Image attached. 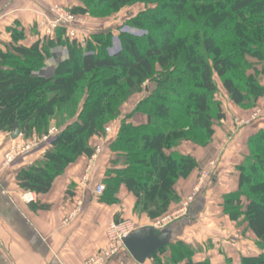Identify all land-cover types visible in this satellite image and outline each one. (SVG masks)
Instances as JSON below:
<instances>
[{
	"label": "trees",
	"instance_id": "obj_1",
	"mask_svg": "<svg viewBox=\"0 0 264 264\" xmlns=\"http://www.w3.org/2000/svg\"><path fill=\"white\" fill-rule=\"evenodd\" d=\"M78 1L81 6L69 9L75 16L114 14L142 3L144 10L125 24L143 34H119L114 49L111 31L93 33L82 48L63 29L30 46L19 44L22 30H9L11 42L5 52L0 50V131L18 129L24 140L39 139L57 112L64 115L50 148L17 173V184L24 192L47 194L68 166L93 155L90 139L104 136L105 125L120 117L130 94L143 91L141 85L149 82L145 98L121 120L109 144L117 157L113 164L120 160L123 168L106 172L100 201L116 204L123 186L136 198L137 209L159 218L176 200V181L197 167L178 146L183 141L206 146L214 125L224 118L216 80L239 107L264 94L257 79L264 73V0ZM56 46L66 47L67 58L52 77L36 75ZM135 113L147 122L136 127L127 123ZM247 149L237 167L238 190L224 196L222 206L231 221L247 223L263 251L242 258L241 264H264V130L248 139ZM153 206L161 208L157 212ZM164 253L169 256L162 262L158 256ZM194 253L193 247L176 242L152 259L155 264H209L194 263Z\"/></svg>",
	"mask_w": 264,
	"mask_h": 264
},
{
	"label": "crops",
	"instance_id": "obj_2",
	"mask_svg": "<svg viewBox=\"0 0 264 264\" xmlns=\"http://www.w3.org/2000/svg\"><path fill=\"white\" fill-rule=\"evenodd\" d=\"M53 6L69 10L81 4L78 0H0V50L10 44L9 30L14 28L24 33V40L19 42L21 45L44 41L38 34L37 22ZM91 20L84 18L78 27L83 31L90 30ZM65 58V51L60 46L51 48L45 67L36 75L52 77L57 63ZM218 92L224 118L215 124L212 143L204 149L193 145L177 148L180 154L190 155L198 163L189 178L179 182L178 195L190 192L199 169L209 173L210 182H204L205 189L191 205L187 216L175 220L165 229L170 233V243L183 242L195 249L194 263L241 264L242 258L255 257L263 251L257 247L252 232L245 226L237 227L224 214L223 197L238 190L237 167L248 155V139L264 130V123L255 122L234 131V120L242 117L244 112L228 99L220 86ZM139 101L129 100L121 108L111 136L90 139L91 147L101 148L94 160L91 157L77 159L53 181L50 191L44 195L22 191L16 175L42 158L47 149L45 144L39 143L29 155L5 165V154L21 142V137L12 140L11 134L0 131V264H83L105 246L106 231L111 222L134 218L135 200L125 187L119 188L118 202L112 205L102 203L95 191L103 184L109 169L123 168L121 161L113 164L117 157L108 147L118 132L120 121L133 113ZM126 121L136 127L144 125L147 118L135 113ZM50 122L53 125L55 119ZM168 256L164 253L158 258L163 262ZM108 264L137 263L123 248ZM144 264H155V260H146Z\"/></svg>",
	"mask_w": 264,
	"mask_h": 264
},
{
	"label": "rangeland",
	"instance_id": "obj_3",
	"mask_svg": "<svg viewBox=\"0 0 264 264\" xmlns=\"http://www.w3.org/2000/svg\"><path fill=\"white\" fill-rule=\"evenodd\" d=\"M144 8H145V6L142 3L137 2V3L132 4V6L125 7V8L119 10L117 13H114V14H104V15L101 14V15H97V16L96 15L93 16V15L87 14V15H84V16H75V19L77 20V23L72 26V30L74 31V33L76 35V38H71V39L74 40V41H77V43L82 48H84L89 36H91L92 33L111 31L112 34H113L112 42H113L114 47H115L114 49H117L118 48V42H117L118 39H117V37H118L119 34H121V33L122 34L123 33L126 34L127 33V34L133 35V36H141L143 34V31L135 29L133 27H130L127 24H125V22L128 21L129 19H131L132 17H135L138 13L142 12L144 10ZM84 18L88 19V20L92 19L91 20V23H93L92 26H91L92 28L90 27V30H88V31H83L82 29H80L78 27V25L83 22ZM38 34L41 35L40 33H38ZM41 38H43L42 35H41ZM44 39H46V38H44ZM60 47L62 49H64L65 55H66V58H67V49H66V47L65 46H60ZM5 51H6V49L3 50V52H5ZM250 61L252 63H256L255 59H250ZM44 67H45V64H44L43 68ZM156 69H157V71H160V67L159 66H157ZM245 73H246V75L247 74H254L255 75V73L253 71H247ZM40 77H42V76H40ZM256 77H258V76L256 75ZM237 78L239 79V81L241 79H243L242 76L241 77L238 76ZM257 79L259 80L260 85L264 87V73L261 76H259ZM216 83L218 84V86H220L221 89H223L221 87V84L219 83L218 80H216ZM149 85H150L149 82H145L144 84H142L141 85V89L143 91H137V92H134V93L130 94V96L127 98L126 102L122 104L121 108L124 107L125 104H127L129 102V100L137 99V100L141 101L143 98H145L144 95L147 92V88H148ZM263 96H264V94L262 96L258 97L255 101H253L252 99H249L245 106L239 107V106L235 105L237 108H239L242 111V113L244 112L242 117L237 118L239 120L240 119L243 120L244 125H238L237 121L235 119L234 120V128H235L234 131H238L239 129L247 128V127L253 125L255 122L264 123V116H262L260 113H259V115H256V113L258 111H262V108H264V99L263 100L261 99ZM220 98H221V96H220ZM220 98H219V92H217L216 93V100L219 101L220 104H221L222 100ZM224 100L228 101L225 98H224ZM53 119H55V123L53 125L51 124V122L49 123V127H48V130H47L46 134H48L49 130L52 129V128H55L58 131V133H59V129H60L59 127H61V125L63 124L64 115L61 112L60 113L57 112L56 117H54ZM117 121H119V118H117V119L109 122L107 125H105V127L103 129L104 137H105V135L111 136L114 133L113 124L115 122L117 124ZM215 127H216V125H214L213 128H215ZM106 128H110V132L109 133H106ZM214 134L215 133H213V135L211 137V142L209 144H207L206 146H199V145H197V144H195V143H193L191 141H183V142L180 143V145L178 147H183V146H186V145H188V146L193 145L197 149H204V148L208 147L212 143L213 138H214ZM45 135H43V136H45ZM41 138H39V139H41ZM33 139L39 140L36 137H33ZM195 161H196V166L198 167L197 160L195 159ZM211 164H212V162L209 163V165H211ZM197 167H196V169H197ZM199 172L200 173L196 176L195 183H194L193 187L191 188V190H190V192L188 194H182V196L178 195L177 186H178L180 181L187 180L191 174L186 179H179V180L176 181V183L174 185V192L176 194V200L173 201L172 203H170L167 206V212L166 213H164L163 215H161L159 218H156V219L148 218L147 215L141 210L140 207H138V209H137V207H136V198L131 194L133 196L134 200H135L134 208H133V214L135 216H134V218L132 220H118V223L121 224L120 230L125 231L127 229H132V231H136V230H139V228L141 229L143 227V225L148 224L149 226L150 225L152 226L154 223H156L158 221H162V220H166V222H167L166 227H167L169 224H171L175 220L187 216L188 211L191 208V205L196 201L198 196H200L201 192H203V190L205 189L204 182H206L207 180L210 182L209 179L211 177H210L209 173L206 172V170L199 169ZM190 197L192 199L191 201H189ZM186 203H188V205L185 207L186 209L184 211V205ZM212 207L214 208V206H212ZM160 208L161 207L153 206V209L155 211H157V212L160 210ZM232 222H234L237 225V227L245 226V229L247 231H250V232L253 233V231L248 228L247 223L242 222V218H240L237 221H232ZM207 224H210V222H208ZM238 225H240V226H238ZM108 228H109V226H108ZM108 228H107V231H108ZM212 229L213 228H211L209 230H212ZM225 229L228 230L227 228H225ZM206 230H208V229H206ZM107 231H106L105 245L108 242ZM254 236H255V234H254ZM255 240H256V242H258V239H257L256 236H255Z\"/></svg>",
	"mask_w": 264,
	"mask_h": 264
},
{
	"label": "built area",
	"instance_id": "obj_4",
	"mask_svg": "<svg viewBox=\"0 0 264 264\" xmlns=\"http://www.w3.org/2000/svg\"><path fill=\"white\" fill-rule=\"evenodd\" d=\"M77 23L75 19V15L71 14L69 10L60 7L53 6L49 9L48 14L41 17V19L37 22V28L39 33L43 36V38H51L55 34V32L59 29H63L66 35L71 38H76L74 31L72 30V26ZM259 113L264 116V108L262 111H258L256 115ZM238 125H244L243 120L236 119ZM110 132V128H106V133ZM58 135V131L55 128L49 130L48 134L43 136L41 139L35 141L33 139L24 140L22 136L21 142L12 146L9 151L4 156L5 165L12 164L13 161L18 157H24L31 153V151L39 144H45L47 149L50 148L51 143L55 140ZM46 149V150H47ZM101 148L99 146L94 147L93 155L91 159L94 160L95 157L100 153ZM104 185H98L96 188V195L101 196L104 192ZM191 197L189 201H191ZM188 205L186 203L185 207ZM166 220L158 221L154 223L151 227L156 230H162L166 227ZM121 224L117 222H111L107 231V244L95 254L93 257L86 260L83 264H108L111 259L124 248L122 240L132 232V229H127L125 231L120 230Z\"/></svg>",
	"mask_w": 264,
	"mask_h": 264
},
{
	"label": "water",
	"instance_id": "obj_5",
	"mask_svg": "<svg viewBox=\"0 0 264 264\" xmlns=\"http://www.w3.org/2000/svg\"><path fill=\"white\" fill-rule=\"evenodd\" d=\"M19 131L16 129L11 135L12 140L17 139ZM124 249L137 264H144L151 260L170 243V233L166 229L156 230L151 226L130 232L122 240Z\"/></svg>",
	"mask_w": 264,
	"mask_h": 264
}]
</instances>
